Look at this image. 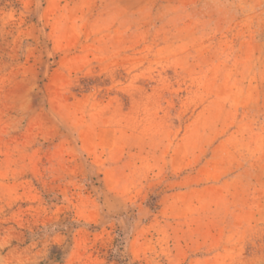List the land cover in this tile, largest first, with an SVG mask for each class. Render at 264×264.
<instances>
[{"label": "rangeland", "instance_id": "obj_1", "mask_svg": "<svg viewBox=\"0 0 264 264\" xmlns=\"http://www.w3.org/2000/svg\"><path fill=\"white\" fill-rule=\"evenodd\" d=\"M0 264H264V0H0Z\"/></svg>", "mask_w": 264, "mask_h": 264}]
</instances>
